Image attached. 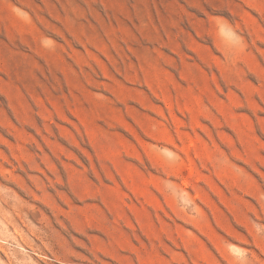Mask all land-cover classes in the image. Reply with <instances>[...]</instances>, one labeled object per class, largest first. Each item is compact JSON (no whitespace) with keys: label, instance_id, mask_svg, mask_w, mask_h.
<instances>
[{"label":"rangeland","instance_id":"obj_1","mask_svg":"<svg viewBox=\"0 0 264 264\" xmlns=\"http://www.w3.org/2000/svg\"><path fill=\"white\" fill-rule=\"evenodd\" d=\"M0 264H264V0H0Z\"/></svg>","mask_w":264,"mask_h":264}]
</instances>
